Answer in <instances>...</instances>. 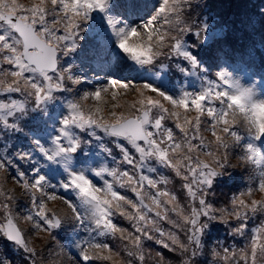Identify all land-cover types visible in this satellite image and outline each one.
Masks as SVG:
<instances>
[{"label": "snow or ice", "instance_id": "snow-or-ice-1", "mask_svg": "<svg viewBox=\"0 0 264 264\" xmlns=\"http://www.w3.org/2000/svg\"><path fill=\"white\" fill-rule=\"evenodd\" d=\"M239 17L0 0V264H264V0Z\"/></svg>", "mask_w": 264, "mask_h": 264}, {"label": "rangeland", "instance_id": "rangeland-1", "mask_svg": "<svg viewBox=\"0 0 264 264\" xmlns=\"http://www.w3.org/2000/svg\"><path fill=\"white\" fill-rule=\"evenodd\" d=\"M214 6L218 12L224 16L225 19L232 18L239 19V14L252 6V0H213ZM261 0H255V3H260ZM94 25L93 27H95ZM90 42V36L85 37V46ZM97 75L103 77L104 75H115L120 78H145L149 76L147 70L141 71L130 64L117 63V64H101L92 69ZM162 86L168 87L165 80L159 82Z\"/></svg>", "mask_w": 264, "mask_h": 264}]
</instances>
